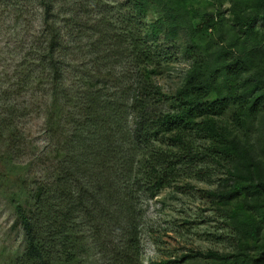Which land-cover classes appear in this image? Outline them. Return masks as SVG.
<instances>
[{
  "label": "trees",
  "instance_id": "obj_1",
  "mask_svg": "<svg viewBox=\"0 0 264 264\" xmlns=\"http://www.w3.org/2000/svg\"><path fill=\"white\" fill-rule=\"evenodd\" d=\"M107 1L0 0V28L6 16L20 29L32 3L41 11L15 88L0 90V194L23 235L5 264H141L146 204L200 164L225 173L208 194L230 208L236 246L200 255L264 264V0ZM180 60L165 92L156 78ZM29 87L49 95L39 176L9 94Z\"/></svg>",
  "mask_w": 264,
  "mask_h": 264
},
{
  "label": "rangeland",
  "instance_id": "obj_2",
  "mask_svg": "<svg viewBox=\"0 0 264 264\" xmlns=\"http://www.w3.org/2000/svg\"><path fill=\"white\" fill-rule=\"evenodd\" d=\"M116 3L120 4L122 0H115L114 5L111 0L107 1V9L108 5L111 8L117 7ZM26 7L28 5L24 8L21 5L20 9L27 11ZM229 7L225 4L222 8L226 17L230 15ZM113 13L116 12L113 10ZM152 18L154 16L149 15L146 20ZM8 21L10 20L4 16L3 26L0 28V90L15 88L12 85L17 82L11 76L13 66L35 42V31L37 32L40 26L41 11L35 4H30L29 15L23 16L24 24L20 29L14 28ZM187 66V62L180 60L162 69L156 78L158 85L165 92H173L179 86ZM44 89L29 87L22 93L9 92L12 95L11 104H18L20 116L16 118V122L22 129L28 148L23 162L32 163L31 176H39L43 169L37 157L47 142L45 115L49 107V95ZM200 165L198 168L184 171V180L164 189L146 204L139 240L141 264H149L162 258L172 259V264H184L181 258L187 255L190 256L189 261L209 264L210 260L200 253L217 251L220 254H229L236 249L230 233L228 234L225 228V216L230 212V208L220 206L208 194L209 191L215 192L222 188L220 186L225 173L210 164L200 170L202 164ZM14 173L15 170L11 174L12 177ZM261 235H264V232ZM257 245H264V236H260ZM22 248V232L15 223L10 207L0 194V264L7 263L19 254ZM250 254L255 256L256 250L252 248ZM97 259L101 262L99 258H93ZM91 263L88 261L85 264Z\"/></svg>",
  "mask_w": 264,
  "mask_h": 264
}]
</instances>
